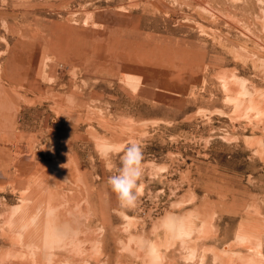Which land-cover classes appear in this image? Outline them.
Returning a JSON list of instances; mask_svg holds the SVG:
<instances>
[{
    "label": "rangeland",
    "instance_id": "374dc122",
    "mask_svg": "<svg viewBox=\"0 0 264 264\" xmlns=\"http://www.w3.org/2000/svg\"><path fill=\"white\" fill-rule=\"evenodd\" d=\"M49 262L264 264V0H0V264Z\"/></svg>",
    "mask_w": 264,
    "mask_h": 264
},
{
    "label": "clouds",
    "instance_id": "9594fccd",
    "mask_svg": "<svg viewBox=\"0 0 264 264\" xmlns=\"http://www.w3.org/2000/svg\"><path fill=\"white\" fill-rule=\"evenodd\" d=\"M115 150V146L109 143L105 146L102 155L110 156ZM143 159L142 146L137 142H130L122 150L118 171L107 178L106 183L115 193L121 208H132L136 204L138 182L144 171Z\"/></svg>",
    "mask_w": 264,
    "mask_h": 264
},
{
    "label": "bare ground",
    "instance_id": "6f19581e",
    "mask_svg": "<svg viewBox=\"0 0 264 264\" xmlns=\"http://www.w3.org/2000/svg\"><path fill=\"white\" fill-rule=\"evenodd\" d=\"M254 264H257V262H253Z\"/></svg>",
    "mask_w": 264,
    "mask_h": 264
}]
</instances>
